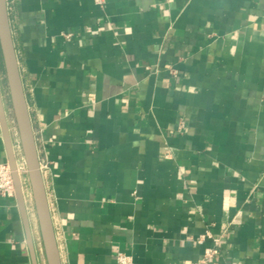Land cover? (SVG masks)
<instances>
[{
  "label": "crops",
  "instance_id": "crops-1",
  "mask_svg": "<svg viewBox=\"0 0 264 264\" xmlns=\"http://www.w3.org/2000/svg\"><path fill=\"white\" fill-rule=\"evenodd\" d=\"M7 1L62 264H196L207 229L208 264H264V0ZM0 264H34L16 196Z\"/></svg>",
  "mask_w": 264,
  "mask_h": 264
},
{
  "label": "water",
  "instance_id": "water-1",
  "mask_svg": "<svg viewBox=\"0 0 264 264\" xmlns=\"http://www.w3.org/2000/svg\"><path fill=\"white\" fill-rule=\"evenodd\" d=\"M0 53L3 60L10 103L18 128L21 151L23 154L22 159L26 165L27 178L25 179H27L30 186L47 264H62L27 98L20 74L19 61L13 38L7 0H0ZM0 122L7 146L9 164L13 171L16 198L18 200L21 214L25 223L33 262L34 264H38L26 204L25 191L27 182L24 183V176H22L18 170L19 159L16 155L9 129V122L4 98L2 95L1 83Z\"/></svg>",
  "mask_w": 264,
  "mask_h": 264
},
{
  "label": "built area",
  "instance_id": "built-area-1",
  "mask_svg": "<svg viewBox=\"0 0 264 264\" xmlns=\"http://www.w3.org/2000/svg\"><path fill=\"white\" fill-rule=\"evenodd\" d=\"M97 2L102 3L103 0H97ZM67 37H71V34H66ZM185 125V121L181 120L179 123V130H182ZM18 170L20 174L23 176L24 171L26 170V165L23 162H19ZM24 183L27 180L23 177ZM27 185V183H26ZM16 196V189L13 179V171L9 162H1L0 163V197H14ZM212 239V245L206 247L204 256L200 259L196 264H208L209 260L213 258L217 251L218 246L220 244V239L214 236L210 229H207L204 234L201 235L199 241L202 242L205 239ZM116 260L119 264H134V258L131 254L125 251H119L116 255Z\"/></svg>",
  "mask_w": 264,
  "mask_h": 264
},
{
  "label": "rangeland",
  "instance_id": "rangeland-1",
  "mask_svg": "<svg viewBox=\"0 0 264 264\" xmlns=\"http://www.w3.org/2000/svg\"><path fill=\"white\" fill-rule=\"evenodd\" d=\"M0 63L2 65V69H3V83H4V87H5V91H6L5 94L7 95V100L9 102V104H10L9 90H8V85H7V81H6L5 70H4V65H3V60H2L1 54H0ZM11 110H12V107H11ZM23 176H24V178H27V172H26V170L24 171V175ZM27 187L30 189V186H29L28 181H27Z\"/></svg>",
  "mask_w": 264,
  "mask_h": 264
}]
</instances>
